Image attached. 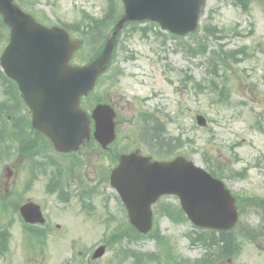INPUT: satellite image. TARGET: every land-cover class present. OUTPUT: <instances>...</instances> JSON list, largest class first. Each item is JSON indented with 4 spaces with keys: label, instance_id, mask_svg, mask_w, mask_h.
I'll use <instances>...</instances> for the list:
<instances>
[{
    "label": "rangeland",
    "instance_id": "rangeland-1",
    "mask_svg": "<svg viewBox=\"0 0 264 264\" xmlns=\"http://www.w3.org/2000/svg\"><path fill=\"white\" fill-rule=\"evenodd\" d=\"M30 1L34 3L30 6L40 18L45 17L47 22L55 24L74 23L81 19V11L100 17L106 8V0ZM208 16L212 17V24L221 29L217 34L221 38L216 36L206 41L209 52L225 45L226 49L231 50L246 47L249 53L246 57L236 56L242 60L224 67L226 72L223 74L230 76L229 98L215 102L217 93L209 89L211 76L206 73V58L186 57L183 51H178V42L169 37L160 45L154 32L161 31L158 25L151 26L146 31V37L140 28L132 30V25H128L119 37L113 63L123 73L113 93L122 121H125L120 133L121 145L131 147L130 144L136 141L133 127L137 121L134 123V114L140 108L149 111L158 109L163 115L161 118L166 125L167 135L189 139L184 140L179 149L183 154L205 168L208 165L204 157L206 151L218 163H225L235 170L245 168L247 174L243 178L232 177L225 172L223 176L227 186L235 192L264 199V12L259 2L251 4L244 11L233 0H207L201 26L208 22ZM145 25L144 22L139 23L138 27ZM184 38L185 42H191L189 36ZM131 54L134 58L129 57ZM185 73L193 80L185 79ZM218 78L215 81L217 84ZM195 83H202L204 88L197 89ZM142 99H145L144 103ZM196 114L206 117L205 127L196 124ZM166 117L170 118L167 122L164 121ZM48 155L55 161V167L48 164L46 174L38 173V178L32 180L28 188L23 167L18 169L17 177L3 176L5 167H12L14 163H17V167L21 165L18 158H11L0 165L2 189H15L22 198H32L42 204L48 217L46 228L49 230L44 248H37V253L33 255L34 252L30 253L25 248L17 216L0 217L3 225L12 218L15 221L9 229L11 239L8 251L4 256L0 255V264H132L122 251H158L155 241L144 237L131 242L123 240L113 243L103 257L91 260L92 251L103 244L107 233L117 224L126 223L116 193L108 183H99L101 169L106 168L108 161L82 151L76 153L77 160L51 153ZM58 172L72 179V198L68 205L57 202L54 196L45 192L49 177ZM92 187L97 188L96 191L92 192ZM80 188L87 191L88 199L94 206L91 218L77 199ZM163 202L177 203L172 197L163 198ZM107 211L114 215L109 225L104 222V218L108 217ZM156 216V227L170 239L175 254L191 260L204 254L201 247L190 243L188 234L195 230L191 222L174 224L164 216ZM240 220L241 225L262 229L263 235L258 237L256 243L244 242L234 263L264 264V217L250 210Z\"/></svg>",
    "mask_w": 264,
    "mask_h": 264
},
{
    "label": "water",
    "instance_id": "water-1",
    "mask_svg": "<svg viewBox=\"0 0 264 264\" xmlns=\"http://www.w3.org/2000/svg\"><path fill=\"white\" fill-rule=\"evenodd\" d=\"M125 15L117 23L100 55L89 66L71 68L68 61L80 43L70 41L68 35L55 28L46 29L24 15L11 0H0V12L12 26V39L7 46L2 65L9 76L25 81H45L59 86L47 91L44 100L31 99L34 125L49 135L59 150L75 148L85 134L83 115L78 110V99L92 87L95 77L110 54L114 36L126 21L156 20L163 29L184 34L196 27L198 13L204 0H122ZM28 16V18H27ZM24 24V25H23ZM80 81V82H78ZM140 172L132 173L131 181L138 184L139 193L129 191L116 176L121 175L128 162L122 161L114 172L112 183L124 201L142 199L147 184L152 185L154 196L176 193L190 219L201 226L229 228L236 219L233 200L221 185L202 170L194 168L182 158L170 163H153L140 160ZM29 208L30 221L42 222L36 206ZM24 212V211H23ZM27 216V211H25ZM132 222L143 232L150 229L148 213L130 208ZM148 219H139L140 217ZM103 249L94 256L101 255Z\"/></svg>",
    "mask_w": 264,
    "mask_h": 264
},
{
    "label": "trees",
    "instance_id": "trees-1",
    "mask_svg": "<svg viewBox=\"0 0 264 264\" xmlns=\"http://www.w3.org/2000/svg\"><path fill=\"white\" fill-rule=\"evenodd\" d=\"M113 5L114 4L110 5V10L105 14L104 18L102 19L103 22L101 24H99L97 19H95V20L92 19L91 23L92 24H96V25L95 26H91L90 23L86 24L85 25L86 29L83 27L82 33L83 34H88L89 32H91L94 29L98 28V31L95 32V34H96V36H99V38L101 40H104L106 34L102 33L100 28L96 27V26H98V24L100 26V25H102L104 23L107 26V25L113 23L116 20V18L118 17L119 13H117V11H115ZM253 202L257 203L256 199H253ZM33 232H34V236L36 238H39L42 235V233L38 229H35ZM198 240H200L201 244L203 246H205L206 248H208V249H211L212 246H214V245L218 246L220 254H230L232 252L231 250H232L233 240L234 239L231 236L230 232H219V233H216L215 231H210V232L206 231L205 233H201V234L198 235ZM209 263H212V260H211L209 255H206L199 262L198 261L194 262V264H209Z\"/></svg>",
    "mask_w": 264,
    "mask_h": 264
},
{
    "label": "flooded vegetation",
    "instance_id": "flooded-vegetation-1",
    "mask_svg": "<svg viewBox=\"0 0 264 264\" xmlns=\"http://www.w3.org/2000/svg\"><path fill=\"white\" fill-rule=\"evenodd\" d=\"M0 86H2V85L0 84ZM2 94L6 98L7 102L10 101L12 98H14V103L11 105H10V103H8L6 106H7V108H12L13 112L16 113L15 108L17 106V97H19L17 85L15 83H13V85H7V91L5 92L3 89ZM9 117H11L10 114H9Z\"/></svg>",
    "mask_w": 264,
    "mask_h": 264
}]
</instances>
